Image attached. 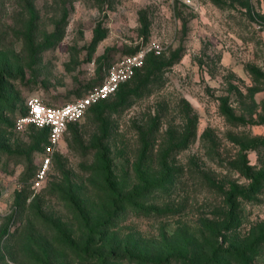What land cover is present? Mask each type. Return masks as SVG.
I'll return each instance as SVG.
<instances>
[{"label":"rangeland","instance_id":"1","mask_svg":"<svg viewBox=\"0 0 264 264\" xmlns=\"http://www.w3.org/2000/svg\"><path fill=\"white\" fill-rule=\"evenodd\" d=\"M152 41L35 181L25 99L71 100ZM262 232L264 0H0V264H191Z\"/></svg>","mask_w":264,"mask_h":264},{"label":"built area","instance_id":"2","mask_svg":"<svg viewBox=\"0 0 264 264\" xmlns=\"http://www.w3.org/2000/svg\"><path fill=\"white\" fill-rule=\"evenodd\" d=\"M161 46L152 41L148 47L124 54L113 62L101 82L93 85L84 95L58 104L47 103L37 95H30L25 100L27 112L16 119L19 127L33 123L47 128L46 139L39 154L37 168L34 173L35 181H42L50 168L53 154L60 145L67 126L79 120L88 108L112 95L122 82L133 76L143 65L146 51L159 52Z\"/></svg>","mask_w":264,"mask_h":264},{"label":"trees","instance_id":"3","mask_svg":"<svg viewBox=\"0 0 264 264\" xmlns=\"http://www.w3.org/2000/svg\"><path fill=\"white\" fill-rule=\"evenodd\" d=\"M134 51H136V50H134ZM134 51H131V52H134ZM131 52H129V53H131ZM146 58H147V56H146ZM145 60L143 62V65L136 70V72L133 74V76L131 78H129L127 81L122 82L115 92H117L126 82H128L135 75H137L138 71L141 70L143 68V66L145 65ZM91 87H89L82 94H80V95H78V96H76V97H74L72 99H75V98H77L79 96L84 95ZM107 98L102 99V100L92 104L88 108L87 111H89L90 109L98 106L101 102L105 101ZM45 101L47 103H51L48 100H45ZM24 107H25V112L23 114H25L27 112V107L25 105V102H24ZM23 114H21V115H23ZM75 122L69 123L67 128L69 127L70 124L75 123ZM37 127H39V126H37ZM39 128H41V136L43 135V140L40 141V136L36 137L35 143L38 144L39 142H42V145H43V143L45 142V139H46L47 128H45V127H39ZM33 137H35V136L33 135ZM42 145H41V151H42ZM36 168H37V163H36L35 170H36ZM263 245H264V232H262L259 236H257V238L252 239L250 243H248V244H246L244 246H236V247L232 246V248L230 247L229 249H225V250L213 249L211 251V256L210 257L201 258V259H198V260L192 259L191 260V264H254V259H255V257H257L261 253V251H262V249L264 247ZM127 254L130 257H132L130 252L127 251ZM169 255L173 256L172 258L175 261H180L182 259L181 252L172 251ZM166 260H168V259H164V257H163V258H160L157 262L159 263V262H163V261H166ZM153 262H155V261H153Z\"/></svg>","mask_w":264,"mask_h":264}]
</instances>
